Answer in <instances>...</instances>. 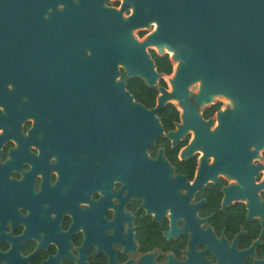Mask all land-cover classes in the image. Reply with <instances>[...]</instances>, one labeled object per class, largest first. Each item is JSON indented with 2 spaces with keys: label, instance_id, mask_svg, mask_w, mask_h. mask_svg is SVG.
<instances>
[{
  "label": "flooded vegetation",
  "instance_id": "flooded-vegetation-1",
  "mask_svg": "<svg viewBox=\"0 0 264 264\" xmlns=\"http://www.w3.org/2000/svg\"><path fill=\"white\" fill-rule=\"evenodd\" d=\"M47 1L73 27L39 43L38 0H0V264H264V139L232 136L224 77L188 73L166 39L145 46L152 85L102 67L71 42L102 0ZM124 1L104 0L117 25L159 29Z\"/></svg>",
  "mask_w": 264,
  "mask_h": 264
},
{
  "label": "water",
  "instance_id": "water-1",
  "mask_svg": "<svg viewBox=\"0 0 264 264\" xmlns=\"http://www.w3.org/2000/svg\"><path fill=\"white\" fill-rule=\"evenodd\" d=\"M39 43L49 41L50 33L65 36L73 25L61 13H47V0H38ZM134 4V28L156 18L159 29L140 41L127 29L117 25L118 11L105 6L96 16L83 18L81 37L71 42L90 46L92 57L118 61L136 69L131 73L154 82V72L145 46L166 39L186 61L188 73L218 80L221 76L239 103L236 124L231 132L240 141L264 139V0H125L124 7ZM132 26V27H133ZM60 41V40H55ZM63 42H67L64 38ZM46 47L39 54L46 53ZM84 48L69 49V54L82 57ZM44 56L39 55V60ZM186 72V73H187ZM47 64L39 62V89L44 83ZM46 81V80H45ZM207 87V86H206ZM118 81L117 89L125 90Z\"/></svg>",
  "mask_w": 264,
  "mask_h": 264
},
{
  "label": "bare ground",
  "instance_id": "bare-ground-1",
  "mask_svg": "<svg viewBox=\"0 0 264 264\" xmlns=\"http://www.w3.org/2000/svg\"><path fill=\"white\" fill-rule=\"evenodd\" d=\"M133 5V9H134V11H135V7H134V4H132ZM158 24V23H157ZM159 26V25H158ZM158 29V28H157ZM149 37V36H148ZM147 37V38H148ZM172 50V49H171ZM175 51V50H174ZM175 55H176V52H175Z\"/></svg>",
  "mask_w": 264,
  "mask_h": 264
}]
</instances>
